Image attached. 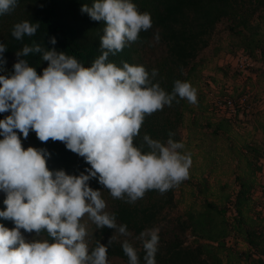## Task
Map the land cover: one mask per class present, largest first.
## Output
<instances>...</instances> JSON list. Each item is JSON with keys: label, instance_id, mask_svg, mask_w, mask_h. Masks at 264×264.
Segmentation results:
<instances>
[{"label": "clouds", "instance_id": "clouds-1", "mask_svg": "<svg viewBox=\"0 0 264 264\" xmlns=\"http://www.w3.org/2000/svg\"><path fill=\"white\" fill-rule=\"evenodd\" d=\"M16 6L17 0H0V14ZM81 12L105 25L102 54L91 66L33 42L16 51L12 74L0 75V113H10L0 119V191L6 197L0 219L14 224L11 229L0 224V264H109V248L118 241L127 264H141L137 247L128 239L132 234L107 211L103 191L135 204L148 191L163 194L189 177L191 153L172 138L173 133L166 141L148 134L140 145L134 141L147 116L181 99L197 104V89L178 79L169 93L154 83L157 69L149 73L143 65L109 62L110 55L152 28L150 13L140 12L133 0H94L91 6L82 5ZM39 27V22L25 20L13 26L11 35L23 40ZM159 38L157 33L154 39ZM49 42L57 43L55 37ZM6 51L0 43V71ZM32 54L47 62L42 74L25 59ZM30 131L43 143L62 142L90 167L79 175L50 170L46 149L22 146L17 133L27 139ZM92 179L104 190L90 187ZM85 217L96 230H113L107 244L96 239L90 246L94 233L88 231ZM159 232L158 227L147 228L136 237L144 264H156ZM24 233L35 236L29 240Z\"/></svg>", "mask_w": 264, "mask_h": 264}, {"label": "trees", "instance_id": "trees-1", "mask_svg": "<svg viewBox=\"0 0 264 264\" xmlns=\"http://www.w3.org/2000/svg\"><path fill=\"white\" fill-rule=\"evenodd\" d=\"M93 2L94 0H17V6L13 11L0 14V43L7 46V51L3 54L6 64L3 65L4 70L0 71V75H11L13 65L18 59L16 51L21 50L24 44L31 45L33 42L49 49L55 47L57 51L75 56L85 67L91 66L94 59L102 54L100 37L105 26L103 22L94 21L87 13L81 12L82 5L91 6ZM133 2L140 12L150 13L152 28L141 31L138 41L126 46L123 51L115 56L110 55L109 62H114L118 66H121V61L143 65L149 73L152 69H157L158 75L154 83L158 82L169 93L172 91L174 81L178 79L187 81L185 69L189 70L190 76L197 68L198 55L209 45L217 24L224 18L232 20L231 32L238 37L246 52L253 55L259 47H263L262 37H258L252 31L253 15L244 10L248 2L254 3L260 11L262 21L264 0H133ZM25 20L39 22L40 27L34 36H25L23 40L18 41L11 32L16 23ZM157 33L160 37L158 42L154 39ZM51 37L56 38L57 43L54 46L49 42ZM154 43L159 44L161 51L150 61L151 58H147L146 52L142 53V49ZM25 59L36 68L38 74H42L43 68L47 67V62L42 61L39 54H32ZM246 100L248 101V97ZM185 104L186 100L181 99L179 103L174 101L170 107L165 106L162 111L147 116L134 144L140 145L144 134L150 135L153 139L166 141L170 132L174 134L172 138L175 141L181 142L177 128L179 118L175 117L182 114V106ZM174 113L175 117L172 116ZM0 119L4 118L0 115ZM17 134L25 149L34 147L46 149L50 153L47 159L50 170L63 169L67 174L79 175L85 168L90 167L82 157L67 150L62 142L49 140L43 143L31 131L27 140L19 132ZM262 144L246 146L255 158L251 159L249 166L257 165V160L264 157ZM256 167L260 168L252 167L251 172L245 171V175L239 177V189L234 196H227L226 206L204 198L200 208H189L175 218L168 219L167 224L160 227V220L166 211L177 204L176 187L163 194L154 190L148 191L143 199L135 204H128L113 199L95 179L90 180L89 185L93 189L104 190L102 195L108 205L107 211L116 214L118 224L127 225L132 234L128 239L137 247L141 264H144V252L140 242H136L134 238L144 229L153 227L160 229L156 264H229L225 263L223 254L226 252L232 255V249L227 243L232 233L236 236L241 235L250 245V252H246L248 258L254 254L256 247L264 244V216L256 210L257 201L252 192L256 184L253 177ZM5 198V193L0 191V210L5 208L3 204ZM228 211L234 213L232 221L227 216ZM254 212L257 217H254ZM0 224L9 229L14 227L13 222L8 220L0 219ZM96 231L95 240L99 239L104 244L108 243L113 234V230L108 228ZM24 235L30 240L35 233ZM188 235L193 237L190 243L187 242ZM123 239L124 237H120V240ZM95 240L91 246L95 245ZM261 251L264 252V247H261ZM243 255L244 252L238 254L234 252L235 258L239 259V256ZM113 257L120 261L117 264H127L128 258L123 253L119 241L114 242L109 248L108 260Z\"/></svg>", "mask_w": 264, "mask_h": 264}, {"label": "rangeland", "instance_id": "rangeland-1", "mask_svg": "<svg viewBox=\"0 0 264 264\" xmlns=\"http://www.w3.org/2000/svg\"><path fill=\"white\" fill-rule=\"evenodd\" d=\"M244 11L253 15L252 31L264 40V18L261 21L258 7L248 2ZM232 23L228 18L220 21L210 37L209 45L198 55L197 68L190 76L189 70H184V74L188 75L187 81L197 89L198 102L192 105L186 101L182 114L176 116L174 113L172 116L179 118L178 132L185 145L184 151L191 153L192 165L188 179L176 187V206L166 211L159 227L189 208H200L204 198L225 204L228 197L234 196L239 189V177L245 175V171L251 172L255 166L260 168L256 167L253 174L256 183L252 190L253 197L263 206L258 205L256 210L259 207H262L259 210H264V157L257 160V165L249 166L251 159L255 158L246 148L247 145L264 142V42L263 47H259L253 55L249 54L231 32ZM160 51L158 43L142 49V53L146 52L147 58H151L150 61ZM245 54L250 55V64L243 68L238 60ZM246 94L248 101L245 109L236 116L230 117L225 110L216 107L217 97L234 96L238 99ZM0 115L2 118L7 116L6 113ZM261 213L264 216V212ZM233 215L232 211L227 212L231 221ZM253 215L257 217L255 212ZM84 222L88 231L94 233L90 237L91 246L97 231L87 217ZM188 236L187 242L190 243L193 237ZM134 240L139 243L136 238ZM227 241L232 255L224 252L225 263L264 264V252L261 251L264 244L256 247L254 254L248 258L246 252H250V245L241 235L232 233ZM234 252H244V255L238 259L234 257ZM119 262L114 257L109 260V264Z\"/></svg>", "mask_w": 264, "mask_h": 264}, {"label": "built area", "instance_id": "built-area-1", "mask_svg": "<svg viewBox=\"0 0 264 264\" xmlns=\"http://www.w3.org/2000/svg\"><path fill=\"white\" fill-rule=\"evenodd\" d=\"M239 66L242 65V67H246V65L250 64V55L245 54L242 58H239L238 60ZM246 98L247 96L243 95L240 98L236 99L234 96H222L217 97L215 99L216 107L219 109H222L223 111L228 113V115L236 116L238 113H240L242 110L245 109L246 105ZM258 205H261L260 203H257L256 208ZM264 205V204H263ZM263 207V206H262ZM262 207H259V209H262ZM260 212H264V210H259Z\"/></svg>", "mask_w": 264, "mask_h": 264}]
</instances>
